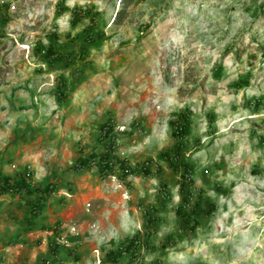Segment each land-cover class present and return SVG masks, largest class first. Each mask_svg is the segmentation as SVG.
<instances>
[{
	"label": "rangeland",
	"instance_id": "1",
	"mask_svg": "<svg viewBox=\"0 0 264 264\" xmlns=\"http://www.w3.org/2000/svg\"><path fill=\"white\" fill-rule=\"evenodd\" d=\"M181 112L193 231L158 156ZM109 118L149 175L71 168ZM24 171L55 192L32 226V197L0 196V264H109L135 235L119 264H264V0H0V173Z\"/></svg>",
	"mask_w": 264,
	"mask_h": 264
},
{
	"label": "trees",
	"instance_id": "2",
	"mask_svg": "<svg viewBox=\"0 0 264 264\" xmlns=\"http://www.w3.org/2000/svg\"><path fill=\"white\" fill-rule=\"evenodd\" d=\"M75 23V20H72ZM44 57L49 59L50 61H58L62 60V56L58 54V52L52 47L49 46ZM65 82L63 79H60L56 88V93L58 99L66 98V94L64 93L63 86ZM112 120L109 118L103 124L100 125L98 142L101 144L100 151H96L94 149L88 156H79L76 160L75 165L71 166L74 170H80L82 168L93 167L96 169L97 175L100 179H104L106 176L115 175V173H119L121 178H126L127 176L141 171L142 173L149 175V163L151 159L146 160L144 164L140 167H131L127 163L124 158H119L116 156V135L114 133V125L111 122ZM169 126L171 129V135L174 137V143L165 149H162L159 152V157L166 161L167 165L171 168V170L175 173L179 172L182 169V181L179 185V191L182 193L181 196V204L176 208L175 212L177 216L181 220L180 229L185 230L189 229L193 231L196 227L195 215L197 211V205L194 204V207L186 212L185 206L188 205L190 198L187 194L184 193L186 181L188 174L190 172V166L184 162L181 158V148H182V140L187 136L189 132V116L187 112H181L178 116L169 121ZM159 170V168H157ZM29 173L27 171L19 172L15 177H11L8 175H3L0 173V196L6 193H12L14 195H27L28 197H32L31 200L28 201V209L29 216L25 217V221L28 225H33L32 220L35 219L39 213L42 212L44 204L46 200L55 192V187L51 183H46L45 185H36L31 187L28 183ZM146 215V213H144ZM150 218H147V221L150 222ZM193 222V223H192ZM192 223V224H191ZM57 226H47L45 229H57ZM57 231V230H56ZM137 235L132 237L128 244L124 247L121 246L120 249L110 250L107 253V259L109 264H119V257L125 252L130 255L133 254L135 246L137 244L136 241Z\"/></svg>",
	"mask_w": 264,
	"mask_h": 264
},
{
	"label": "built area",
	"instance_id": "3",
	"mask_svg": "<svg viewBox=\"0 0 264 264\" xmlns=\"http://www.w3.org/2000/svg\"><path fill=\"white\" fill-rule=\"evenodd\" d=\"M116 135V134H115ZM116 140V143L118 144V140L117 138L115 139ZM112 178H115V175H111ZM52 234V233H51Z\"/></svg>",
	"mask_w": 264,
	"mask_h": 264
},
{
	"label": "clouds",
	"instance_id": "4",
	"mask_svg": "<svg viewBox=\"0 0 264 264\" xmlns=\"http://www.w3.org/2000/svg\"><path fill=\"white\" fill-rule=\"evenodd\" d=\"M52 230H53V229H52ZM54 233H55V231L53 230V231H52V234H54ZM52 234H51V235H52Z\"/></svg>",
	"mask_w": 264,
	"mask_h": 264
},
{
	"label": "crops",
	"instance_id": "5",
	"mask_svg": "<svg viewBox=\"0 0 264 264\" xmlns=\"http://www.w3.org/2000/svg\"><path fill=\"white\" fill-rule=\"evenodd\" d=\"M50 234V232H48Z\"/></svg>",
	"mask_w": 264,
	"mask_h": 264
}]
</instances>
